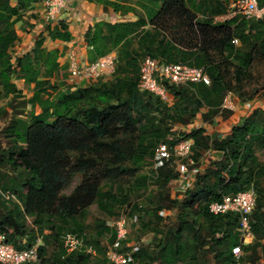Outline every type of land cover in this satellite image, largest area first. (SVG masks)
<instances>
[{"label":"trees","instance_id":"1","mask_svg":"<svg viewBox=\"0 0 264 264\" xmlns=\"http://www.w3.org/2000/svg\"><path fill=\"white\" fill-rule=\"evenodd\" d=\"M41 1L16 0L13 4L0 0V85L7 96L12 94V101L22 98L25 109L31 108L29 119H24L9 103L12 116L2 129L11 145L0 149V233L18 250L32 247L40 238V261L35 264H111L101 241L116 239L108 223L126 207L131 216L138 215L137 223L141 222L144 231L153 234L148 243L136 242L139 250L134 253L135 264L262 262L264 162L256 151L264 150V109L254 107L225 136L209 134L204 126L185 127L193 125L199 116L204 123H211L224 112L223 104L233 85L231 74L239 80L250 78L254 61L264 60V19L236 14L214 22L216 16L228 12L219 1L139 0L144 16L114 23L101 20L85 34L88 61L115 51V73L72 90L53 104L49 91L60 88L51 82L60 70L58 51L44 48L41 38L31 52L19 57L11 54L19 40L16 24ZM102 1L105 11L111 5L118 11L117 3ZM258 3L263 6L264 0ZM131 11L137 10L132 7ZM48 29L53 39L71 38L65 22ZM234 39L239 40L238 45ZM146 56L205 67L211 83L168 85L170 98L162 100L138 87L140 62ZM13 78L33 85V95L21 97ZM263 96L264 86L247 100L256 102ZM9 113L7 108L0 109V118ZM185 139L193 142L194 165L189 170L199 169L201 163L206 166L193 176L194 188L178 198L168 190L171 182L180 178L178 170L171 167L177 166L175 159L155 170L153 157L159 144L173 148ZM215 151L222 156L212 161L209 153ZM147 160L152 163L154 176L136 177L137 189L148 188L152 179L162 189L152 201L147 219L141 221L136 212L142 206L129 203L131 191L115 184L124 177H134ZM75 176H80L81 182L65 194L64 189ZM249 189L256 194L250 216L254 239L241 245L239 214L215 215L209 207L224 196ZM6 192L14 194L16 200H7ZM94 204L110 219L94 225L95 237L86 239L96 254L67 252L62 236L66 232L83 235L88 227L84 221L88 208ZM120 204L123 206L118 211ZM162 211L167 215H161ZM29 217L32 220L27 225ZM130 235L127 242H131ZM48 244L55 250L47 257ZM237 245H241L246 258L242 255L237 260L234 256L232 250Z\"/></svg>","mask_w":264,"mask_h":264},{"label":"built area","instance_id":"2","mask_svg":"<svg viewBox=\"0 0 264 264\" xmlns=\"http://www.w3.org/2000/svg\"><path fill=\"white\" fill-rule=\"evenodd\" d=\"M234 12L231 14H242L247 19H264V5L261 6L258 0H238L233 3ZM67 6V0H46L47 19L55 20L58 14ZM227 16H222L225 19ZM233 43L238 45L239 40L234 39ZM117 53L111 51L106 55L90 62L84 60L80 53L74 49L68 52V82L72 88H79L81 82L95 81L99 78H110L116 70ZM140 78L138 87L141 91H147L159 96L162 100H169L168 85L185 86L188 84L210 85V76L205 67H197L188 63H166L161 59L146 56L140 62ZM252 104H247V109L252 108ZM228 108L227 102L223 104ZM192 140H181L173 148L167 143H161L157 147L153 157V168L157 170L163 167L172 158L175 159L177 170L181 177L194 176L199 172L197 167L189 170L190 165H194L191 158ZM191 184L188 181L189 186ZM7 200H16L11 192L5 193ZM256 206V194L253 189L240 192L236 195L224 196L221 201L213 202L209 209L212 214L220 215L229 212L239 214L240 221L238 231L242 244H249L253 241L254 235L250 223V216ZM168 213V212H167ZM161 215L166 212L162 211ZM139 221L138 215H130L129 208H123L119 217L110 221L108 226L116 234V239L111 242L106 238V258L111 264H135L134 253L139 250V244L127 242L131 226ZM62 243L67 252H87L95 255V247L88 243L86 238L73 232H66L62 236ZM42 240L37 239L36 243L26 249L18 250L7 241V236L0 233V264H35L40 261V246ZM241 245L233 248L234 256L239 260L243 255Z\"/></svg>","mask_w":264,"mask_h":264},{"label":"rangeland","instance_id":"3","mask_svg":"<svg viewBox=\"0 0 264 264\" xmlns=\"http://www.w3.org/2000/svg\"><path fill=\"white\" fill-rule=\"evenodd\" d=\"M12 3L14 4L16 2V0H11ZM113 2L117 3L119 5L118 7V11H114V7L113 5L110 6V11H108L109 13L107 14V19L110 22H117V21H127V20H135L137 18L138 15L140 16H144V11L142 10L141 6H140V1L139 0H112ZM196 2H201L202 0H195ZM212 2H222L224 5H226L228 7V12L227 14H225L224 16H227L225 19L227 18H231L233 17L231 14L234 12L235 9H233V1L235 0H210ZM136 8V12L135 11H129V8ZM202 9H205V5H203V7H201ZM28 17V16H27ZM43 21L42 22H38V21H33V23H31V21H29V17L28 20L27 19H22L20 22H18L16 24V29L19 32H24L26 34H30V33H36L38 35V32L43 28V26H45L48 23H54L57 20L55 19L53 20H49L47 19V15H46V11L43 14ZM225 19L222 18V15L220 16H216L214 18V22H222ZM43 23V25H42ZM36 35V36H37ZM27 38V37H26ZM29 42L27 41L25 38L20 37L19 40L16 41V43L13 45V47L11 48V54L13 55V57H19L21 55H23L27 49L29 48ZM251 77L250 78H245L244 80H239L237 78L234 77L233 74H231L230 78L232 80V89L231 92H229L226 95L225 98V102H227L228 104V108H225V111H236V116H233V114H230L228 112H222L219 116H217L216 118H214V120L211 123H204L202 118L199 116L198 119L194 122V124H190L188 127H185V130L188 128H193V127H202L204 126L207 130L212 131L213 128H217L218 126H222V127H218V129H220L221 131L218 133L220 136L222 134H225L224 132L226 131L223 128H227L231 125H234V121H236V119L238 118L239 115H241L242 120L240 123H242L244 121V119H246V117L249 115V112L252 111V109L254 107H261L264 109V96L257 100L256 102L254 101H250L247 100V98L253 94V91L258 89L260 90L263 86H264V60L261 59H256L251 67ZM68 77L67 73H61L59 74V72L57 73V78L59 79V82H56V84H58L60 86V88H66L67 85L64 81V78ZM13 82L16 84V86L18 87V89L21 90V97L23 96L24 98H27L31 96V93L33 92V88L31 86H28L24 83V81L22 79H15L13 78ZM88 83V82H87ZM71 85H68V87H70ZM67 87V88H68ZM57 90V89H56ZM54 90V91H56ZM49 92H53V91H49ZM16 96H19L16 94ZM51 96V94H50ZM49 96V97H50ZM20 97V96H19ZM47 95H44V98H46ZM12 98V94H9L8 96L5 94L3 87L0 85V109H4L7 108V110H9V114L8 115H4V117L0 118V149H7L8 147H10L11 142L3 135L2 133V129L10 122L11 116H12V112L13 110H11V108H9V103H13L14 105V109L15 111L19 112L20 114L18 116L24 118V119H29L30 116V107L25 109V103L22 100V98H18V99H13V101L11 100ZM246 99V100H245ZM250 103L253 105L252 108L247 109V104ZM238 105V108H235V105ZM27 112V113H25ZM242 113V114H241ZM214 135H216V133H214ZM217 152V151H215ZM214 152L209 153V157L210 160L214 161L213 158L217 159V157L213 156ZM256 154L258 155L259 159L261 160V162H264V150L262 149H258L256 151ZM174 164V163H173ZM151 161L147 160L143 167L139 170V172L134 175V177H124L122 178L119 183L115 184L116 188H119V185H122L124 189L126 190H130L131 191V199L129 201V203H134L136 202L137 204L141 205L142 207H140V210H137L136 213H138L139 215H141V221L146 220L148 214H150V206L152 204V201H154L158 195V193L160 192V190L162 188H159V186L157 185V183L155 181L150 180L148 188H143V189H137L136 187V177L140 176V175H153V170L151 168ZM206 164L205 163H201L199 166V170L202 172L205 168ZM172 169L177 171V166L174 164V166H171ZM11 174H13L14 176H16V173L11 171ZM181 177V176H180ZM184 178V177H183ZM193 179L195 180V177H193ZM185 180V178H184ZM81 182V177L80 176H75L73 177L72 181L69 183V185L64 189V193L65 194H69L71 193V191ZM107 180H103L102 183H106ZM183 182V180H182ZM194 188V184L193 182L191 183V186L189 188H186V185H182L181 182H175L173 183L170 188H168V190H170L171 194L173 197H178V198H183L184 195L186 194L187 191H191ZM13 203V202H11ZM121 206L123 205H119V207L116 208V210H120ZM135 210V209H134ZM167 214H165L164 216H166ZM104 219H109L102 211H100V209L98 208V206L96 204L92 205L91 207L88 208L87 211V215L85 218V222L86 224H88V227L85 229V232L82 236H84L87 240H92L95 237V227L94 225L98 224L99 221H103ZM31 220L32 218L29 217V219H27L26 223L27 225L31 224ZM140 220V219H139ZM110 221V219L108 220ZM110 223V222H109ZM135 224V223H134ZM131 226V232H130V239H131V243H136V242H140V243H148L152 237L153 234L151 232H145L144 229L141 226V222L137 223L136 225H130ZM101 245L104 246V243H102L101 241ZM55 250L54 245H50L48 244L46 246V252L45 255L48 257L52 254V252ZM247 254L243 255V258H246ZM240 264H249V263H240ZM256 264H264V260L262 262H258Z\"/></svg>","mask_w":264,"mask_h":264},{"label":"crops","instance_id":"4","mask_svg":"<svg viewBox=\"0 0 264 264\" xmlns=\"http://www.w3.org/2000/svg\"><path fill=\"white\" fill-rule=\"evenodd\" d=\"M45 11H46V0H42L41 2L35 3L33 7L29 11H27L24 19L28 20L29 17V21H31V23H33V21L35 20L38 22H42L43 14L45 13ZM108 11H110V9ZM108 11H105L102 0H67V6L63 10H61V12L58 14L56 18L57 21L54 23H48L51 24L49 26L48 24L43 26V28L38 32V35L36 34L37 32L26 34L24 32L17 31L19 38L23 37L27 41H30L29 48L24 54L31 52L35 47L36 41L41 38H44L43 47L46 48L47 50L58 51L60 55L58 59L60 64V70L58 71L59 74L67 73L68 76V52L74 49L80 53V55L84 60L88 61V47L85 41V34L89 29V27L94 26V24H96L97 22L101 20L108 21L106 17L107 14L109 13ZM59 22H65L68 25L69 32L71 33V38L69 41L53 39L50 36L48 28L54 27ZM64 81L68 87V85H70L68 82V77H65ZM51 82L52 84H56V82H59V79L57 78V74L51 78ZM86 84L87 82L85 81L81 82L79 84V87L85 86ZM31 87L33 88V85H31ZM67 87L64 89L58 88L56 91L51 92V96L49 97L50 101L54 104L57 101L61 100L64 97V95L70 93L72 90L77 89V87L76 88H72V87L67 88ZM32 95L33 92L31 93V96ZM235 108H238L237 104L235 105ZM35 109L37 113L41 112L39 105H37ZM233 116H236V111H234ZM241 120L242 117L241 115H239L236 121H234L235 122L234 125L239 124ZM232 126L233 125L227 128L226 127L223 128L226 131L224 132L225 134H222V136L228 134ZM218 127H222V126H218ZM218 127L213 128L212 131L207 130V132L209 134H214V133L218 134L221 131L220 129H218ZM213 156L220 158L222 156V153L214 152ZM184 178L180 177L179 179L174 180L173 182H171L170 186L175 182H181L182 185L184 184L187 185L188 181L192 182L193 180L192 175L186 177L185 180Z\"/></svg>","mask_w":264,"mask_h":264}]
</instances>
